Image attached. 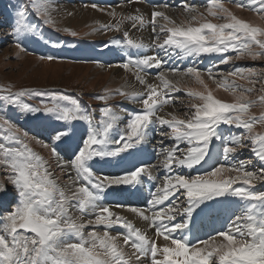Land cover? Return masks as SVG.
Instances as JSON below:
<instances>
[{"label":"snow or ice","instance_id":"snow-or-ice-1","mask_svg":"<svg viewBox=\"0 0 264 264\" xmlns=\"http://www.w3.org/2000/svg\"><path fill=\"white\" fill-rule=\"evenodd\" d=\"M235 6L264 19V0H236ZM55 7L56 0H17L8 35L14 37L20 52L42 35L41 25L55 26ZM161 7L172 6L165 0L153 7L150 18L139 9L128 15L113 10L110 15L120 18L101 26L103 31L117 32L125 22L133 29L150 27L152 40L144 43L124 30L123 41H111L126 54L120 66L132 72L144 88L106 91L95 97L103 102L99 118L78 100L56 90L0 87V172L7 180L0 182V264H264V191L256 190L258 182L264 183V133L254 129L257 123L264 124V114L251 115L254 102L249 98L259 74L240 66L218 76L211 67H169L172 60L195 61L213 55L221 57V64L244 57L264 58V27L238 17L222 0H206L204 12L183 2L187 15L180 23ZM153 69L159 70L158 84L147 81ZM205 74L231 101L214 95ZM230 77L247 80L252 86L244 87ZM183 79L193 80L203 91L186 90L193 102L185 118L159 115L165 106L174 105L173 94L181 91L178 85ZM117 94L140 105L139 110L109 104ZM34 97L48 99L35 106L27 102ZM258 99L264 102V95ZM9 109L41 122L48 142L31 139L50 148L61 171L68 169L69 183L61 184L49 162L30 147L29 134L14 123ZM53 120L55 125L50 123ZM77 124L82 129L79 133ZM157 133L162 137L154 149L162 157L159 165H132L119 175L97 174V166H120L128 157L144 153ZM73 142L71 159L63 160L59 146ZM238 148H249L261 167L243 159L219 163L221 156L225 161L234 159ZM205 165L209 170L201 172ZM161 172L162 185L156 183ZM145 183H149V198L143 207H115L126 208L146 222L155 238L106 204L113 186L139 192ZM232 203L238 208L228 207ZM221 217L223 223L201 239L198 233ZM116 227L124 231L113 235ZM161 238L162 244L157 242Z\"/></svg>","mask_w":264,"mask_h":264},{"label":"rangeland","instance_id":"rangeland-1","mask_svg":"<svg viewBox=\"0 0 264 264\" xmlns=\"http://www.w3.org/2000/svg\"><path fill=\"white\" fill-rule=\"evenodd\" d=\"M184 2H187L190 5L197 6L201 12L205 11L206 3L204 5H200L198 3L192 4V1L190 0H185ZM242 2L247 3V0H242ZM16 3L17 0H0V87H8L12 91H17L22 88L56 90L58 92H63L64 94L66 92L72 91L76 95L82 94L86 96V98H88L89 100L88 102L97 107H102L103 102L95 99V97L104 95L106 91L114 92L117 89H120L122 91H128L129 89L140 90V87H138L140 85L139 82H133L134 76H132V72H124V69L123 71L122 69L115 70V68L114 71H119L120 73L117 72L116 74H114V71L111 72L113 67L106 68V65H104V63L93 61L89 56L77 60L72 59V57L67 54L55 56L56 58L53 61L61 63L52 62V60H41L39 57L43 55L34 52L29 43H27V51L20 52L19 49L15 47L14 37L8 35V24L13 11V6ZM88 3L89 2L80 4L77 1L72 0H56V7L52 12V18L54 20L55 26L49 27L53 29L57 33V35H62L65 37L64 39H60L61 43L64 42L66 44H72L75 47H84L87 41H94L96 42L94 44L100 46L102 45L103 47L105 46V44H108V42H111L114 39V30L103 31L101 29L102 25L100 24L106 25L109 22L105 23L106 20H104L96 22L100 24H94L91 23L94 19L86 20L85 17L81 16L78 13V11L85 9L86 7H92V5H88ZM235 3L236 0H233L232 3L224 4L225 7H227L238 17L243 18L254 25L264 27V19L261 18V14H257L256 12L249 10L248 8H237L235 6ZM77 4H80L81 6H85L86 4L87 5L81 9H78L75 7ZM116 6L111 8L115 10L119 9V14H122L124 11V5H120L117 9ZM77 7H79V5H77ZM104 7H107V10L111 9L108 8L110 6H97L92 8ZM121 7L123 8V10H121ZM168 11L169 16L177 23L185 20L187 15L182 7L172 8V11L168 9ZM32 19L35 20V17H33ZM212 22L219 23L223 21L212 19ZM64 29H68L69 31H65ZM43 31L44 30H42V33ZM70 32H75L76 35L73 36L70 34ZM134 37L138 39L136 36ZM42 40H44L46 44L52 45L50 40L43 39V35ZM228 55L235 56L234 53H229ZM231 64L245 68H254L259 74L258 82L255 85V90L249 97L254 102L250 108L251 115L259 117L261 114H264V102H261L258 99L259 96L264 95V58L252 60L251 58L244 57L239 60L234 59ZM211 68H213L214 75L217 76L221 73L227 74L229 71L233 70L232 65L224 64V66L221 67L220 63L212 65ZM204 69L207 70L208 67ZM171 79L177 80L180 78L171 77ZM229 79H235L237 84L243 85L244 87L252 86L247 80L240 79L239 77H230ZM204 80L208 85V88L210 90H213L215 96L222 100L231 101L232 97L225 93L222 89H217L216 84L212 80H209L206 74L204 76ZM178 86L181 88V91L173 94L174 105L165 106L163 111L160 113V115L165 118L170 119V116L168 115L169 113H173L179 118H185L187 106L193 102L192 99L186 95V90L188 88H193L203 91V87L195 83L191 79L181 80ZM72 98H76V100L78 101L80 100L79 97L72 96ZM46 99L48 98L34 97L30 100H27V102L32 105L39 106L41 100ZM118 99L123 98L118 94L114 95L113 99L109 101V104L114 105V101ZM79 102L81 103V105L85 106L81 100ZM87 108L89 109V107ZM7 114L13 119L14 123L19 126L20 129L26 131L29 134V139L31 140L30 147H32L35 152L43 156L49 162L50 169L59 179V182L61 184L69 183L67 175L68 170L65 168L63 171H61L60 167H58L57 160L51 154L50 148L44 147L43 144L38 143L37 139H31L32 137H34L33 133L24 127L26 121L33 118L31 116H28L26 118L25 116L19 114L16 110L12 109H9ZM17 114L19 115L20 119L17 118ZM21 119L27 120L21 121ZM19 122L21 125H18ZM50 123L53 125L56 124L53 123V121H50ZM254 129L257 133H264V124L257 123L254 126ZM159 137L160 139H162L161 136ZM44 140L40 141H44L45 143L48 142L46 141V139ZM167 142H169V145L171 144V141ZM58 151L60 152L63 160L71 159V154L65 155V153L61 151L60 148H58ZM161 159L162 157L158 158V160L156 161L157 164H155L159 165ZM222 159L224 160L223 157ZM240 159L252 161L255 168L261 167L260 162L252 154L249 148H238L234 159L223 163H233L236 160ZM253 165L249 166V170H253ZM72 175L75 176V173L73 172ZM0 182L7 183L5 174L3 172H0ZM8 187L9 190H11L10 184L8 185ZM256 190L264 191V183H261L260 187H256Z\"/></svg>","mask_w":264,"mask_h":264},{"label":"bare ground","instance_id":"bare-ground-1","mask_svg":"<svg viewBox=\"0 0 264 264\" xmlns=\"http://www.w3.org/2000/svg\"><path fill=\"white\" fill-rule=\"evenodd\" d=\"M69 1H71V0H69ZM75 1H78V2H80L81 3V1H83V0H75ZM92 2H94L95 4H88V5H96V7L98 6V2H101V1H104L106 4H111V2L112 1H114V0H91ZM102 3V2H101ZM77 5H79V7H77ZM75 7L76 8H78V9H81V8H83V7H85V6H81L80 4H77ZM120 5H122V3L120 4ZM112 7H114V6H112ZM119 6H116V9L118 8ZM107 7H104V8H92V7H86L85 9H83V10H80V11H78V13L81 15V16H83V17H85L86 18V20H90V19H94L91 23H94V24H100V23H96V22H100V21H104V20H106V22L105 23H107V22H109V23H107V24H110L111 22H113L114 24H115V22H116V19H119L120 18V15H118L117 17H113V16H111L110 15V13L113 11V10H115V9H113V8H111V7H108V8H111V9H106ZM141 8H143V6H142V3H138V4H134V3H132L130 6H125L124 5V11H123V15H128V14H134V9H141ZM121 10H123V8L121 7ZM159 10H161V11H165L166 12V14L167 15H169V11H168V9H164V8H160ZM119 9L118 10H115V12L116 13H118L119 14ZM113 23H111V24H113ZM100 25H104V24H100ZM130 28H132V26H131V23L130 22H125V24L122 26V30L121 31H119V33L120 32H122V31H124V30H129L130 31V36L133 38V39H136L134 36H135V33H134V30H130ZM133 29V28H132ZM137 33V32H136ZM139 35H140V33H138ZM133 35V36H132ZM50 36H52L53 37V39H56V36H57V34L56 33H54V32H52V31H50ZM137 37V36H136ZM141 38H143V39H141L142 41H148V39H150L151 40V36H150V34L149 33H147L146 31H144V32H142L141 33ZM136 40H138V39H136ZM29 43V45L32 47V50H39V51H41V52H43V50L41 49V48H38V46L37 45H35L34 43H30V42H28ZM89 44H94V43H92V41H88V42H86L85 43V48H83V49H77V50H72L71 52H69V53H71V54H73V56L72 57H75V58H81L82 56H87V55H89V56H91V55H93V47L92 48H90V49H88L87 47L89 46ZM110 45H112V44H110ZM94 46H96V47H98V50L96 51V54L98 55V54H100V55H102L103 54V51L105 52V47H102V45L100 46V45H96V44H94ZM102 47V48H101ZM72 48H73V46H72ZM100 48V49H99ZM53 52L54 53H56V54H59L60 55V53L61 52H59V51H56V49L55 50H53ZM111 57H114V55L113 56H110V58ZM204 58L206 59V61H211L214 57H210V56H204ZM193 62V60H187V61H185V60H173V67H175V66H178L179 67V63L181 64H183L184 66L185 65H187V63L188 62ZM110 67H113L112 68V70H111V72H113L114 71V69L115 70H117V69H122V71H123V69L124 68H122V67H119V66H110ZM125 70V69H124ZM110 72V73H111ZM117 72H119V71H117ZM116 71H114V74H116L117 73ZM124 72H127V70H125ZM120 73V72H119ZM127 75V74H126ZM128 76V75H127ZM132 76H134V74L132 75ZM118 80V79H117ZM132 82V81H131ZM132 88H134V87H132ZM127 90V89H126ZM130 90V89H129ZM35 123H33L32 122V126L34 125ZM38 131L40 130V128H38L37 129ZM67 169V168H66ZM68 170V169H67ZM202 170L203 169H200V171L202 172ZM186 173H187V171L188 170H184ZM191 174H193V172L191 173ZM162 175H163V173H162ZM69 181V180H68ZM238 204L237 203H235L234 204V209H236V208H238ZM122 214L124 215V216H128L129 215V211H123L122 212ZM140 225V224H139ZM138 225V226H139ZM143 228L144 229H148V225H145V226H143ZM148 231H151V233L154 235V230H152V229H148ZM155 238V237H154ZM157 242L158 243H163V240H162V238L161 239H158L157 240ZM127 251L129 252V254L131 253V250L130 249H127Z\"/></svg>","mask_w":264,"mask_h":264}]
</instances>
